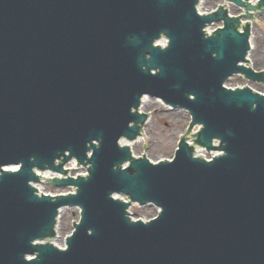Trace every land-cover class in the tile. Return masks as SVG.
I'll return each instance as SVG.
<instances>
[{
	"label": "water",
	"instance_id": "water-1",
	"mask_svg": "<svg viewBox=\"0 0 264 264\" xmlns=\"http://www.w3.org/2000/svg\"><path fill=\"white\" fill-rule=\"evenodd\" d=\"M231 1L247 12L200 15L199 0H0V264H264V94L224 86L239 72L264 80L240 64L251 22L239 30L264 0ZM215 20L225 26L208 36ZM162 36L167 47L155 45ZM147 94L186 108L191 127L203 125L196 141L224 153L194 157L183 138L173 161L134 159L120 141L141 134ZM62 156L91 164L89 177L53 181L77 193L40 196L35 168L65 172ZM116 192L162 211L133 220ZM65 205L82 210L68 248L35 244L56 235Z\"/></svg>",
	"mask_w": 264,
	"mask_h": 264
},
{
	"label": "rangeland",
	"instance_id": "rangeland-1",
	"mask_svg": "<svg viewBox=\"0 0 264 264\" xmlns=\"http://www.w3.org/2000/svg\"><path fill=\"white\" fill-rule=\"evenodd\" d=\"M222 0H206L204 2L205 8H213ZM232 7L234 13H240L242 10L239 7ZM257 22L253 24L252 44L250 51V61L252 66L258 70H264V15H256ZM248 66L250 64L247 63ZM227 86L239 87L248 86L255 90L264 92V81L262 83L250 81L245 76L239 74L231 76L227 81ZM150 103L142 104L141 110L151 114L147 123L144 125L145 139H142L133 144L132 150L136 156L142 155L143 152L152 161H159L161 159H172L178 146V140L183 133L188 129L191 120V114L185 109L170 108L166 106L161 100H157L152 96L147 95ZM135 218L150 219L155 216L159 209L152 206H134L133 208ZM79 212L77 209H64L62 217L60 218V237L57 244H60L65 239L66 235L71 232L73 221L78 219Z\"/></svg>",
	"mask_w": 264,
	"mask_h": 264
},
{
	"label": "bare ground",
	"instance_id": "bare-ground-1",
	"mask_svg": "<svg viewBox=\"0 0 264 264\" xmlns=\"http://www.w3.org/2000/svg\"><path fill=\"white\" fill-rule=\"evenodd\" d=\"M248 59L250 60V55H249ZM147 103H150V102H149L147 97H144L143 100H142V104L144 105V104H147ZM144 134H145V130H144Z\"/></svg>",
	"mask_w": 264,
	"mask_h": 264
}]
</instances>
